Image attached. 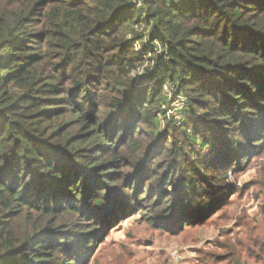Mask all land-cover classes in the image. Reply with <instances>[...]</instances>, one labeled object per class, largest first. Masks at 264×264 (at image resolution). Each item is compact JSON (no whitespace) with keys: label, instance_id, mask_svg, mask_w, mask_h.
I'll return each mask as SVG.
<instances>
[{"label":"trees","instance_id":"1","mask_svg":"<svg viewBox=\"0 0 264 264\" xmlns=\"http://www.w3.org/2000/svg\"><path fill=\"white\" fill-rule=\"evenodd\" d=\"M167 85L207 153L180 170L179 200L154 168L137 193L142 213L188 224L215 214L223 176L264 152V0H0V264L81 260L122 209L109 186L138 181L123 150L139 155L141 124L157 140L145 159L164 155Z\"/></svg>","mask_w":264,"mask_h":264},{"label":"rangeland","instance_id":"2","mask_svg":"<svg viewBox=\"0 0 264 264\" xmlns=\"http://www.w3.org/2000/svg\"><path fill=\"white\" fill-rule=\"evenodd\" d=\"M128 39L131 40V36ZM144 43H148L147 37ZM142 45V42L136 43L138 51ZM156 49L161 52L160 46ZM151 65L152 62L146 59L133 71V77L138 78ZM164 92L169 103L163 107V121L157 134L166 142L160 163L153 160L154 156L145 159L147 150H152L157 140L141 124L145 134L139 155L132 157L135 155L130 146L132 142L123 150L126 152L125 164L128 165L125 168L128 173L136 171L133 175L138 177V181L134 182L131 190L122 188L119 183L109 186L114 191L111 207L121 206L122 209L118 213L108 212V219L114 217V220L109 225L108 221L104 224V230L97 232L96 242L75 264H264V152L242 165L239 171H229L223 176L226 186L216 203L219 209L210 218H206L204 213L192 219L191 223L182 224V221L159 218L158 212L142 213L145 208L141 207L139 198L143 190L137 191L144 185L152 168L159 175L169 173L174 185L167 187L165 195L179 200L184 196V192L175 190L180 170H200V160L207 153L200 140L193 139V126L186 129L188 136L181 129L189 111L187 98L184 94L175 95L168 85ZM138 138L136 136L135 140ZM185 138L186 145L181 148ZM175 145L182 149L183 156L180 161L176 159L179 165L172 169L169 168L170 162L175 158L173 155L169 157L168 150H173ZM189 176L196 180L198 187L200 175L192 171ZM149 187L156 189L153 183ZM204 188L196 189L197 196L204 193ZM135 192L137 196L133 198ZM154 192L157 193L156 190Z\"/></svg>","mask_w":264,"mask_h":264},{"label":"built area","instance_id":"3","mask_svg":"<svg viewBox=\"0 0 264 264\" xmlns=\"http://www.w3.org/2000/svg\"><path fill=\"white\" fill-rule=\"evenodd\" d=\"M165 88H167V86H165Z\"/></svg>","mask_w":264,"mask_h":264}]
</instances>
